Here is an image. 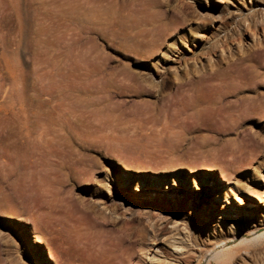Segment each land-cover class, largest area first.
I'll use <instances>...</instances> for the list:
<instances>
[{
    "label": "rangeland",
    "instance_id": "rangeland-1",
    "mask_svg": "<svg viewBox=\"0 0 264 264\" xmlns=\"http://www.w3.org/2000/svg\"><path fill=\"white\" fill-rule=\"evenodd\" d=\"M255 2L0 0V264H143L154 245L166 250L156 238L174 225L189 264H264V237L220 260L207 255L214 227L246 232L263 217L218 225L205 209L206 186H248L238 191L251 199L248 213L264 189V11ZM29 121L53 141L39 144ZM178 158L187 168L156 173ZM142 165L152 171L135 170ZM178 172L185 186L202 180L201 200L150 193V177L174 186ZM43 175L65 193L51 215L59 229L45 222L50 205L28 194Z\"/></svg>",
    "mask_w": 264,
    "mask_h": 264
},
{
    "label": "bare ground",
    "instance_id": "bare-ground-1",
    "mask_svg": "<svg viewBox=\"0 0 264 264\" xmlns=\"http://www.w3.org/2000/svg\"><path fill=\"white\" fill-rule=\"evenodd\" d=\"M255 1L256 2H255L254 6L257 7L258 9H261V10L264 11V0H255ZM35 124H33L32 121H29V123L27 124V129L29 130L28 132L30 133L31 136H35L36 138H39L38 139V140H40L39 144H41L43 142L45 144L48 143V145H49L50 140L52 138L49 140L46 137L48 135L50 136V134H49L50 129L45 127V126H43V125H40V124L39 125L38 124L35 125ZM163 134H166L165 130H164ZM169 136L171 137V135H169ZM80 138H81V136H80ZM52 141H53V139H52ZM45 144H44V146H45V148H47V145H45ZM33 146H34V144H33ZM36 146L37 145L35 144L34 147H36ZM32 151H33V149H32ZM13 152H14V150H13ZM16 153L17 152L13 153V154L16 155V156L14 155V159H15V157L19 156V155H17L18 153L17 154ZM13 154H12V156H13ZM30 155H31V153H30ZM33 156H34V153H33ZM30 159H31V157H30ZM35 160L37 162L38 158L35 159ZM18 161H17V163H18ZM41 161H43V159ZM52 161H53V159H52ZM11 162H12V160H11ZM28 162H29V160H28ZM14 165H12V166H14ZM22 165H23V162H22ZM40 165H42V164H40ZM43 165H44V168H47V166H48V164H43ZM189 165H191V164H189ZM223 166H222L223 171L230 173L228 171V169L224 168L225 166L224 167ZM42 167H40V168H42ZM53 168H55V167H53ZM185 168H187V162H185V161H183V160H181L179 158L178 159H171V160H168L166 164L162 165L160 167L159 171L156 172V173H164V172L165 173L166 172H172V173L174 172L175 173V172H177V171H179L181 169H185ZM24 169H25V166H24ZM36 169L34 170L35 173L37 172ZM210 169L212 170L213 168L210 167ZM41 170H44V169H41ZM50 170H52V169H50ZM58 170L60 171V169H58ZM135 170H138L140 172L141 171L142 172L143 171L144 172L152 171L150 166H143V165L140 166V167H136ZM56 172H58V171H56ZM179 172L174 175V180H175L174 181V184H175L174 186L170 185L168 180H167L166 183H163L161 176H158V180H159L158 182H155L154 177H150L151 182H152L151 187L155 188V191L152 190V191H150V193H153L154 195H157V196L159 195V196H165V197H168V198L169 197L170 198L171 197L172 198H176V200L187 201L189 203H192V201L201 200V197L198 196V194H197V192H195V190L199 189V187H200L199 185H201L202 180L201 179L195 180V182L193 184L194 186H192V187L185 186L184 182L182 181V175H181V173L179 174ZM40 173H43V174L47 175L46 172H42L41 171V172H39V174ZM209 174H211V173H209ZM57 176L61 177V175H57ZM36 177H38V176H36ZM36 177H34V178H36ZM37 179H36V181H37ZM33 181H34V184H36L35 183L36 181L34 179H32V177H31V181L30 182L33 183ZM38 181H39L38 182L39 185L37 184V186L40 189V191L38 190L37 192H35L36 194L38 192H40L38 197L35 196L36 197V199H35L34 194H33L34 191H33L32 185H34V184L28 185V187H29L28 188V194H29L30 199L33 200V198H34V200L38 201V204H40L39 201H42V204H43V201H45V202H47L50 205L49 208H51L50 209L51 211L50 210H49V212L46 211L45 212L46 214H44V216H46L44 218L45 222H50L51 218H53L54 217L53 215L55 214V211L53 213V209L56 208V204L57 203L63 201V195H65V193H64V190L62 189V187L57 185L58 182L56 180V176L51 177V176L43 175L42 176V182H40L41 179L40 180L38 179ZM181 186L187 187L188 189H191L192 191L191 192H185L181 188H179ZM245 187L246 188H244V186L238 185V183L235 184V185L229 184V188L228 189L222 188V187L209 189L206 186L207 192L210 193L207 197L209 198V201L213 203V205L211 206L210 202H209L208 206H207V204L205 205V209H207L209 211L211 219H213L215 222H217L218 225H220L222 223H230V224H232L233 220H237L238 218H241V217L249 218L250 215L251 216H258V217L261 216V217H263V218H260V220L257 221L258 224H255V227L253 229H251L249 231H246V232L245 231H239V232L235 231V230L232 229V227L228 228L227 230L217 229V228L214 227V230H213L214 233H212V234L215 236V239H213L209 243V246L207 247V255H210L211 259L220 260L225 255H227V253L229 254V253L233 252L240 245L248 244V243H251L253 241H256V240L261 239V238L264 237V189H259V190H257L258 192H256V197H257V199H256L257 201L256 202L258 203L259 207H257V209L254 210V212L250 211L251 213L250 212L248 213L245 210L250 209L249 205H251L250 204L251 199L249 197H246V196H244V195H242V194H240L238 192V191H245V192L247 191L248 192L249 191L248 190L249 187L248 186H245ZM34 188H35V186H34ZM172 188L175 189L174 190L175 191V195L172 193L173 191H170V189H172ZM211 194H213V195L217 194V197H218L217 200L213 199V201H212ZM218 202H219V205H220L221 209L216 212L215 211L216 205H214V204H216V203L218 204ZM234 203L235 204H239V206L238 207H232V204H234ZM42 204H40V205H42ZM40 205H38V206H40ZM58 206H60V205H58ZM51 215L53 217H51ZM80 219L82 221L85 220V218H82V217ZM253 219H254V217H253ZM55 220H53V221H55ZM57 220H60V219L57 218ZM81 220H79L76 223H81V225H86V223L82 222ZM53 221H51V223L54 224L55 222H53ZM61 222H63V221H61ZM59 223L60 222L57 221L55 223V225H54L58 229H59V225H61ZM71 225L72 224H70V223H63V228L66 229V230L71 231L74 227L78 226V224H74L72 226ZM63 228H60L61 231H63ZM179 229H180V227H179ZM179 229H178V227L176 225H174L172 230H170L167 234H165V233L164 234H159L158 237L156 238L157 241H158L157 243L158 244L161 243L162 247L163 248L165 247L164 249H166L167 251L163 250L160 246L154 245L151 248L152 250H148L149 251L148 254H147L148 256L146 255L147 259L145 261L143 260L144 261L143 264H187V263L189 264V263H191V261L190 262L186 261V258H185L186 256L184 254L185 252H183L185 250L184 249L185 245H182V244L187 240V236H186V234L184 235L181 232L182 230H179ZM216 231H220L221 232L219 234V236L216 235ZM191 241H193V240H191ZM191 241L188 243V245H193L191 243ZM191 252H193V251H191ZM133 253H134V251H133ZM189 255H190V253L188 254V256ZM254 255H255V253H254ZM52 258L53 259L57 258L55 253L53 254ZM127 260L128 259H126V261ZM262 261H263V259H262ZM121 263L123 264L124 262L121 261ZM37 264H50V263L47 260L46 261L41 260ZM124 264H126V263H124ZM236 264H249V263L246 262V258H245V260L243 259L242 262H240V261L236 262Z\"/></svg>",
    "mask_w": 264,
    "mask_h": 264
}]
</instances>
